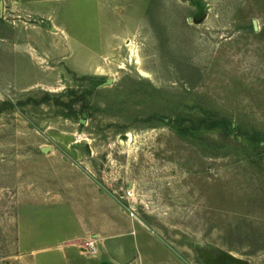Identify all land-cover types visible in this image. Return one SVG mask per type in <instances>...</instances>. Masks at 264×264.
<instances>
[{
  "label": "rangeland",
  "instance_id": "374dc122",
  "mask_svg": "<svg viewBox=\"0 0 264 264\" xmlns=\"http://www.w3.org/2000/svg\"><path fill=\"white\" fill-rule=\"evenodd\" d=\"M71 90L0 112V264H264V0H0V104Z\"/></svg>",
  "mask_w": 264,
  "mask_h": 264
},
{
  "label": "trees",
  "instance_id": "16d2710c",
  "mask_svg": "<svg viewBox=\"0 0 264 264\" xmlns=\"http://www.w3.org/2000/svg\"><path fill=\"white\" fill-rule=\"evenodd\" d=\"M69 94L72 96L70 101H64L61 97L52 95L50 93H45L41 98L37 99L35 97H29L26 101H21L17 104L11 102V101H5L0 104V112H4L7 109L14 108L16 105H27V104H33V105H41L46 103H53L61 108L68 109L69 113L68 116H75L78 114V111L75 109V106L78 103L84 102L83 108L86 110L89 108V103L86 94H79L78 91L71 90L69 91ZM154 117H151L147 120H151ZM184 121H191V126L189 127L192 130H200V129H206V130H214V129H223L227 131H234L236 130L233 123H231L226 118H213V117H203L197 120L192 119H182L180 122L177 121L178 125H182ZM248 136V139L250 141L258 142L259 140H262V133L259 131H255L252 135L246 134Z\"/></svg>",
  "mask_w": 264,
  "mask_h": 264
},
{
  "label": "water",
  "instance_id": "95a60500",
  "mask_svg": "<svg viewBox=\"0 0 264 264\" xmlns=\"http://www.w3.org/2000/svg\"><path fill=\"white\" fill-rule=\"evenodd\" d=\"M255 27H256V29H258L256 22H255ZM111 83H113V80L112 79L108 80L105 85H110ZM84 117H87V113L86 112L84 113ZM44 151H48V149H45ZM227 260L231 264H250L249 261L244 260V259H241V258H238V257H236V256H234L232 254H230V255L227 256Z\"/></svg>",
  "mask_w": 264,
  "mask_h": 264
},
{
  "label": "built area",
  "instance_id": "2783aa9c",
  "mask_svg": "<svg viewBox=\"0 0 264 264\" xmlns=\"http://www.w3.org/2000/svg\"><path fill=\"white\" fill-rule=\"evenodd\" d=\"M96 250H97V247L93 243H90L89 248L87 249V251L95 252Z\"/></svg>",
  "mask_w": 264,
  "mask_h": 264
},
{
  "label": "bare ground",
  "instance_id": "6f19581e",
  "mask_svg": "<svg viewBox=\"0 0 264 264\" xmlns=\"http://www.w3.org/2000/svg\"><path fill=\"white\" fill-rule=\"evenodd\" d=\"M136 48V47H135ZM135 51H136V49H135ZM133 54V53H132Z\"/></svg>",
  "mask_w": 264,
  "mask_h": 264
}]
</instances>
